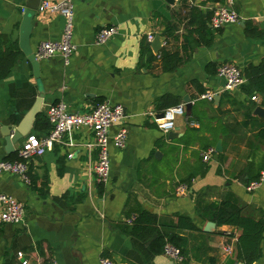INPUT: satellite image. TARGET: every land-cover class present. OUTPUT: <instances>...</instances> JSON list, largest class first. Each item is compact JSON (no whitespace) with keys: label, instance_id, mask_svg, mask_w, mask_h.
<instances>
[{"label":"crops","instance_id":"crops-1","mask_svg":"<svg viewBox=\"0 0 264 264\" xmlns=\"http://www.w3.org/2000/svg\"><path fill=\"white\" fill-rule=\"evenodd\" d=\"M29 2L0 0V33L19 41ZM216 4L217 0H176L173 5L166 0H74L77 49L69 63L62 54L40 60L41 71L36 77L22 52L11 74L0 81V159H19L26 136L14 152L7 153L3 135L9 126L24 119L41 92L45 94L44 114L49 105L60 101L76 111L91 110L100 98L123 104L126 116L122 123L129 136L125 148L110 146L111 177L106 184L97 182V150L87 147L92 139L87 128L66 135L52 150L32 160L30 185L18 174L1 173L0 191L23 201L27 211L22 223L1 227L0 264H23L24 260L29 264H100L102 256L117 264H180L164 252H153L146 242L127 232V214L134 216L142 210L157 214L162 222L176 221L178 213L193 219L200 230L181 231L189 237L187 255L192 264H243L235 257L241 230L216 224L206 231L212 220L207 212L202 213L197 201L202 198L208 204L232 192L247 216L264 217V180L252 191L245 183L264 174V142L257 131L243 125L254 94L247 95L242 87L221 92L224 79L217 73L225 62L245 70L264 60V0H234L241 18L219 30L210 21ZM167 22L177 26L178 39L164 34ZM65 23L62 15L37 9L31 49L36 52L40 42L61 39ZM112 25L118 33L97 43L98 31ZM188 30H194L196 38L198 32H209L212 44L184 53L183 36ZM149 33L164 37L159 51L154 50L155 38L149 40ZM145 41L156 56L148 67L140 64ZM163 49H178L190 57L177 70L165 72L160 59ZM209 65L214 72H209ZM205 91L217 92L220 97L198 99ZM167 94L180 103L189 96L192 104L191 111L177 117L173 140L156 122L163 112L156 101ZM259 98L254 101L256 107L264 106L263 97ZM35 121L28 134H48L36 130ZM119 126L114 125L111 133ZM219 140L223 144L219 159L215 153L204 160V152L216 148ZM188 178H192L191 186L179 192V186L185 184L181 181ZM227 247L233 252L228 253ZM20 251L24 257L18 256ZM254 264H264V240L262 255Z\"/></svg>","mask_w":264,"mask_h":264},{"label":"built area","instance_id":"built-area-1","mask_svg":"<svg viewBox=\"0 0 264 264\" xmlns=\"http://www.w3.org/2000/svg\"><path fill=\"white\" fill-rule=\"evenodd\" d=\"M39 10L46 11L51 14H60L65 20L63 35L59 40H47L40 42L36 56L39 60L50 58L56 54H62L66 63H69L70 57L76 52V44L74 43V0H43ZM240 13L234 7V0H217V4L211 16V25L214 29L219 30L223 26L236 23L240 20ZM118 33L116 26H105L101 28L96 35L97 43H105ZM149 40L155 38L154 33L148 34ZM217 73L224 79V86L221 92H231L242 87L246 83V77L240 66L233 62H225L221 64ZM217 92H202L198 99H207L213 101ZM251 99L259 101V95L254 94ZM187 111L185 102L173 105L164 110V117L156 118L158 127L168 134L176 127L178 116L184 115ZM154 115V113H152ZM52 129L51 131L40 137L35 133L26 135L19 151V159L6 160L0 159V174L10 172L18 174L21 179L28 185L31 184V176L29 173V165L35 158L43 156L48 150H52L55 143L62 142L66 135H72L84 128L90 130L92 139L88 141L87 147L91 150H97V160L94 165L96 179L99 184H106L111 177V155L110 146L117 148H125L128 143L129 132L123 125L126 116V110L121 103L101 102L88 111L70 110L69 106L60 101L51 104L46 109ZM120 124L118 130L112 134L111 128ZM216 153L214 147L204 152L203 158L208 161ZM71 156V155H70ZM264 180V174L259 180L252 181L247 185L250 191L257 188L261 181ZM188 189L186 184L179 186L178 191L184 192ZM26 205L23 201L17 199L13 195L0 191V229L4 224H20L24 221L26 215ZM228 253L233 252L232 247H227ZM164 254L182 263L185 259L181 249L171 242H167L164 247ZM18 256L24 257L22 251L18 252ZM23 264H29V260H24ZM50 264H57L52 262ZM100 264H117L112 258L102 256Z\"/></svg>","mask_w":264,"mask_h":264},{"label":"trees","instance_id":"trees-1","mask_svg":"<svg viewBox=\"0 0 264 264\" xmlns=\"http://www.w3.org/2000/svg\"><path fill=\"white\" fill-rule=\"evenodd\" d=\"M178 28L172 22H167L164 34L167 37H176ZM198 32V31H197ZM194 30H188L183 36L182 51L185 53L195 46L211 45L213 36L205 31L199 37L193 36ZM22 54L19 41L13 40L8 34L0 33V81L7 78L14 66L17 64L18 57ZM188 57H190L188 55ZM188 57L181 54L180 50H161V67L165 72H173L183 65ZM156 56L153 54L151 44L147 41L141 45L140 64L143 67H148ZM209 72L211 65L208 66ZM246 77V83L242 85L243 91L252 96L259 94L263 97L264 103V60L258 65H250L243 70ZM203 91V90H202ZM172 96L167 94L156 101L158 109L164 111L168 107L179 104L178 99H171ZM104 102L100 98L99 103ZM256 107L254 101L251 102L247 118L243 121L246 128H251L257 131L258 137L264 142V122L260 121L257 116L252 115ZM51 123L44 113H40L36 117L35 129L43 130L49 133L52 129ZM207 168V167H206ZM264 169V167H263ZM257 174L250 179L245 180L246 185L252 181L259 180L262 177ZM181 183H185L188 187L191 186L192 178L184 179ZM197 205L202 213L207 212L209 218L217 224V226L233 225L241 230L240 236L237 238L235 246L236 260L243 264H254L262 255V241L264 240V217L256 219L247 216L244 213V206L240 203L238 197L232 193H227L221 200L213 201L205 204L204 199L199 198ZM130 218L126 220L128 229L127 232L134 238H139L146 242L153 252L162 253L165 244L171 242L181 249L185 259L181 264H192L188 258L190 240L186 235L181 234V231H199L200 229L195 224L193 219L185 214H176V221L170 218L168 222L159 220L157 214L148 210H142L136 215L127 214ZM213 261V260H212Z\"/></svg>","mask_w":264,"mask_h":264},{"label":"water","instance_id":"water-1","mask_svg":"<svg viewBox=\"0 0 264 264\" xmlns=\"http://www.w3.org/2000/svg\"><path fill=\"white\" fill-rule=\"evenodd\" d=\"M43 0H30V2L27 4L26 9L24 10L23 14V20L21 24V30H20V39H19V45L22 50V52L26 55L29 62H31L34 70V75L36 77H39L41 67H40V60L37 58L36 53L31 49L29 44V39L31 35V28H32V20L35 17L36 10L39 9L41 3ZM169 4H175L176 0H166ZM162 39L164 37L157 36L153 41V48L155 51H159L162 43ZM44 93L41 92L40 97L38 98L36 104L31 109V111L28 112V114L24 117V119L15 127L9 126L8 132L4 133V139L6 142L5 150L7 153H11L15 151L16 144L23 139L28 132L31 130L32 125L34 121L36 120V117L42 112V103H43V97ZM220 95H217L215 97V100L219 99ZM184 101L187 105L188 112L191 111L192 104L191 99L189 96H187ZM254 115H257L263 122H264V106L258 105L254 110ZM159 117H164V112L158 114ZM177 135V130H172L168 133V137L170 140H173ZM216 155L215 159H219V154L223 152V144L222 141L219 140V142L216 145ZM216 223L213 221H210L206 224L205 230L211 231L213 228H215Z\"/></svg>","mask_w":264,"mask_h":264}]
</instances>
